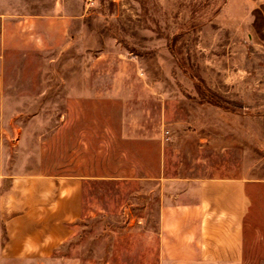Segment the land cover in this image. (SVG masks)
<instances>
[{"label":"rangeland","instance_id":"374dc122","mask_svg":"<svg viewBox=\"0 0 264 264\" xmlns=\"http://www.w3.org/2000/svg\"><path fill=\"white\" fill-rule=\"evenodd\" d=\"M5 1L15 162L88 178L74 234L4 264H163L162 177L248 180L264 264V0Z\"/></svg>","mask_w":264,"mask_h":264},{"label":"crops","instance_id":"0c3cea01","mask_svg":"<svg viewBox=\"0 0 264 264\" xmlns=\"http://www.w3.org/2000/svg\"><path fill=\"white\" fill-rule=\"evenodd\" d=\"M11 7L0 1V264L52 254L81 214L86 176L31 175L15 162L4 63ZM163 264H242L249 182L242 177H162ZM169 262V263H168Z\"/></svg>","mask_w":264,"mask_h":264}]
</instances>
